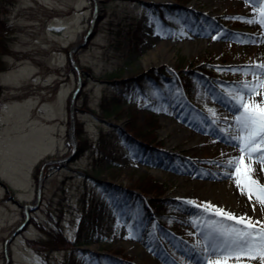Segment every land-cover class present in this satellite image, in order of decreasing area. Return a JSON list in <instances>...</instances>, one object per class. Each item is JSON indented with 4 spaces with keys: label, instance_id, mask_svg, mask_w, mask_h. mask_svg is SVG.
I'll return each mask as SVG.
<instances>
[{
    "label": "rangeland",
    "instance_id": "1",
    "mask_svg": "<svg viewBox=\"0 0 264 264\" xmlns=\"http://www.w3.org/2000/svg\"><path fill=\"white\" fill-rule=\"evenodd\" d=\"M259 4L0 0V264H264L211 255L223 245L219 227L241 226L183 211L206 203V186L225 189L234 147L227 139L242 111L233 97L253 87L264 64L260 42L244 34ZM158 41L169 43L170 61L147 57ZM160 67L163 77L193 74L191 93L180 81L149 77ZM177 107L195 124L178 119ZM112 185L135 193L139 211L131 199L118 209ZM163 202L172 210L164 230L154 214ZM213 205L236 214L225 202ZM51 233L69 246L35 245Z\"/></svg>",
    "mask_w": 264,
    "mask_h": 264
},
{
    "label": "snow or ice",
    "instance_id": "2",
    "mask_svg": "<svg viewBox=\"0 0 264 264\" xmlns=\"http://www.w3.org/2000/svg\"><path fill=\"white\" fill-rule=\"evenodd\" d=\"M253 2L260 3V0H253ZM247 22L256 23L257 21L253 18L247 20ZM258 23L264 25V8L260 11ZM257 67L264 75V64L257 65ZM245 88L247 89L246 93H243L239 98L233 97L237 110L242 109L240 114L235 117L242 135L229 137V139L236 142L234 146L240 149L241 154L238 157L229 159L227 166L229 169L235 168L236 184L238 187L241 184L244 186L241 188V194H246L249 202L253 201V197L255 198L252 211H257V206H259L260 212L264 213V184H261L257 179H253L250 174L253 170L244 164L245 155L249 158L257 155L261 161H264V102L260 104L246 102L244 96H250L255 88L249 87L247 84ZM227 175H231V173L229 172ZM245 189L247 190L246 193ZM210 209H214L216 216L233 221L235 225L241 226L219 227L217 231L223 237V245L213 247L211 255H223L232 258L234 254H237L236 259L239 260V254H245L249 255L251 259H259L264 262V223L261 222L264 221V215L253 221L251 217H246V215L237 216L231 211L211 204L205 208V211ZM213 264H221V261H214Z\"/></svg>",
    "mask_w": 264,
    "mask_h": 264
},
{
    "label": "bare ground",
    "instance_id": "3",
    "mask_svg": "<svg viewBox=\"0 0 264 264\" xmlns=\"http://www.w3.org/2000/svg\"><path fill=\"white\" fill-rule=\"evenodd\" d=\"M209 2V4L211 5H216V2L219 0H207ZM264 6V0H261L259 7L260 9H262V7ZM255 19L257 22L256 23H248L246 22V28L244 31V34L246 35H251L254 39L258 40L261 44L260 46V52L264 51V29L262 32L260 33H256V29L258 28H264V25H261L258 23L260 15L259 14H254V10H252L250 12V14L247 17V20L249 19ZM217 37V36H215ZM168 45L169 43H165V42H157V45L155 46V48L149 52L148 54V58L152 59V60H158V61H164V62H168L171 60V52L168 49ZM253 87L255 88V91L252 92V94L250 96H244V99H249L250 101H255L258 103L264 102V75L261 74V72H259L258 74L254 75L253 78ZM182 109V107H177V112H179V115H177V118H182L185 119L186 122H188V124H195L194 121H190L187 120L186 117H183V115H181L182 113H180V110ZM182 116V117H181ZM199 126V125H198ZM195 125V127H198ZM169 128H166L164 130V132H167ZM213 132V135H216L218 138L222 137L225 138L226 136H223L221 133L217 132L215 133V130L211 131ZM235 134L234 136L237 135H242V133H240L239 128H236V130H234ZM192 142L195 141L196 137L194 136V133L190 134ZM229 137H233V136H229ZM227 139V141L230 144L235 145V141L231 140V139ZM175 138H177V134L173 136V141L175 140ZM197 143H193V147H196ZM240 149L238 147H232L229 150V159L233 158V157H238L240 155ZM246 156V155H245ZM248 159V163H253L254 165H256L259 175L257 180H259L260 183H264V161H261L260 158L257 155H253V157ZM227 173H231V175H228V179L226 180V182L224 183L225 189L224 191L221 190H211L212 186H206L208 189H210V191L208 192V197H207V201L206 203H202L201 205L197 206L195 209H188L187 207H183V211L189 210L190 212H192L193 214L199 216L201 218V220H208V219H212L214 218L216 215L214 214V209H210L208 211H205V208L211 204H221V202H225V204H228L229 206L233 207V209L235 210L236 214L238 216H242V215H246L247 213L251 212V213H255V212H259V209L257 207V211H252V204L254 203V198L253 201L249 202L248 200V196L246 194L242 195L241 194V188H243V184H241L239 187L236 184V180H237V175H236V171L235 168L232 169H227L226 171ZM191 176H185L184 177V181L182 183H188L189 179ZM192 184V185H191ZM191 189H193L195 187V185H197V181H193V183H191ZM188 185V184H186ZM247 192V190L245 189V193ZM142 240L147 244L150 242L148 234L145 233L144 236L141 237ZM181 247L180 244H175V247ZM161 258H163L164 260H166V256L165 255H161Z\"/></svg>",
    "mask_w": 264,
    "mask_h": 264
},
{
    "label": "trees",
    "instance_id": "4",
    "mask_svg": "<svg viewBox=\"0 0 264 264\" xmlns=\"http://www.w3.org/2000/svg\"><path fill=\"white\" fill-rule=\"evenodd\" d=\"M180 14L181 16H183L185 13H186V10H180ZM1 32V31H0ZM1 35H0V53H4L5 52V49H6V46L5 44H3L1 42ZM181 72V73H180ZM182 70L179 69V71H171L170 73V76H166V77H163L162 75H165V68L163 67H160V68H155V69H152V73L151 75H149V77L153 78V79H160V78H165L164 80H172V81H180V83H178L180 89L183 91V93L185 95H189L192 91V86H191V83H192V78H194V75L193 74H182ZM155 77V78H154ZM182 81H181V80ZM170 80V81H171ZM104 99V98H103ZM114 107L117 106V104L115 103L113 105ZM107 113H110V110L107 111ZM141 132V131H140ZM140 132L138 131V133L140 134ZM126 139V142L128 144V146H131L132 147V144L133 142H135V140L133 139V137L131 136H128L127 138L125 137ZM137 142V141H136ZM101 182V181H99ZM113 190H116L117 192H119L121 194V201L118 203V206L117 208L120 209L121 207L124 206V202L127 200V199H131L132 202L130 204V208H136L137 206H135V200L137 199L136 197V194L135 193H132L130 192L129 190H127L126 188H123V187H116L114 185L111 186ZM166 201V200H165ZM145 202V201H144ZM151 203V202H150ZM169 205V204H168ZM165 202L163 203H155L154 206H155V219H156V222L158 225L161 226V229L165 226V223L167 221V219L169 218V216L171 215V211L170 210V206H168ZM144 209V208H143ZM35 245L41 249H50V248H53V247H59V246H69L68 245V240L64 239L63 237H61L60 235H53L52 233L50 234V238L49 239H46L44 241H37L35 242ZM109 262L111 264L115 263V259H110Z\"/></svg>",
    "mask_w": 264,
    "mask_h": 264
},
{
    "label": "water",
    "instance_id": "5",
    "mask_svg": "<svg viewBox=\"0 0 264 264\" xmlns=\"http://www.w3.org/2000/svg\"><path fill=\"white\" fill-rule=\"evenodd\" d=\"M86 37H87V35L84 37V41H85V39H86ZM83 44V42L81 43V45ZM72 102V96L70 97V103ZM71 121H72V119H71ZM38 202V200H36V203ZM37 206V204H35L34 206H32V208H35ZM19 231V229H16L15 230V232H13V234H15V233H17ZM7 240H9V238L7 239ZM6 242H4V244H5Z\"/></svg>",
    "mask_w": 264,
    "mask_h": 264
}]
</instances>
